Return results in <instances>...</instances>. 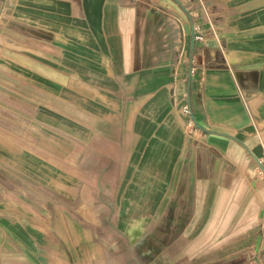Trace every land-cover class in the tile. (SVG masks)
Segmentation results:
<instances>
[{
  "label": "crops",
  "instance_id": "0c3cea01",
  "mask_svg": "<svg viewBox=\"0 0 264 264\" xmlns=\"http://www.w3.org/2000/svg\"><path fill=\"white\" fill-rule=\"evenodd\" d=\"M148 2L11 1L0 133L18 116L57 141L66 92L77 170L96 174L52 226L12 222L1 185L0 264H264V0Z\"/></svg>",
  "mask_w": 264,
  "mask_h": 264
},
{
  "label": "rangeland",
  "instance_id": "374dc122",
  "mask_svg": "<svg viewBox=\"0 0 264 264\" xmlns=\"http://www.w3.org/2000/svg\"><path fill=\"white\" fill-rule=\"evenodd\" d=\"M0 41L4 43L1 38ZM4 46V44H0L1 66L8 62V58L4 54ZM60 95L62 98L59 102L60 121L57 141L50 140L49 131L44 132L46 129L39 131L31 127L30 124L26 126L22 123V119H18V116H11L7 130L0 133V165H7L6 168L11 171L3 174L7 179H2L3 175L0 173V196L2 185L8 190L7 197L12 201V222H18L26 210L33 217L34 214L39 213L42 215L44 224L52 226V220H46V217L54 216L58 206L66 208V206L73 207L74 205L75 209L81 207L82 205L78 204L77 199H80L84 191L83 179L96 174L77 170L79 165L88 164L89 159L87 156L76 154L81 151L79 146L76 145L73 150L72 142L67 140L66 92ZM51 142L58 143L57 149L51 147ZM30 163L33 166L36 165L38 170H31V166L25 165ZM9 164L11 165L8 166ZM17 168L26 169V172L19 171ZM85 190L87 193L89 192L88 188ZM91 192L94 196L95 189H91ZM68 194L76 197L74 202L67 200L66 195ZM95 207L97 208L98 205ZM79 210V212H75V217L76 220L82 222L83 212L81 208ZM29 213L26 214L27 218L30 216ZM142 221L143 218L138 219L134 223V227L143 223ZM13 243L15 247L12 248L17 249V243ZM21 255L24 253L13 252L9 264H33L30 260L22 258ZM79 256L81 259L82 254ZM250 262L255 264L252 257Z\"/></svg>",
  "mask_w": 264,
  "mask_h": 264
},
{
  "label": "built area",
  "instance_id": "2783aa9c",
  "mask_svg": "<svg viewBox=\"0 0 264 264\" xmlns=\"http://www.w3.org/2000/svg\"><path fill=\"white\" fill-rule=\"evenodd\" d=\"M11 1L12 0H0V36L2 34L3 26L5 25L6 19L9 15V9H10ZM148 3L153 4L154 0H149ZM193 28L197 31V32L193 33L194 39L200 40L201 39V33L200 32L202 31V28L199 26H195V25H193ZM194 68L195 67L193 65L190 66V70H189L190 74L193 73ZM181 109L185 113H190V106L186 100L181 104ZM186 126H187V131H186L187 137L189 139H195L194 131H195L196 127H195L194 120L191 117L188 119ZM259 171H260V173L264 174V170L260 169Z\"/></svg>",
  "mask_w": 264,
  "mask_h": 264
}]
</instances>
